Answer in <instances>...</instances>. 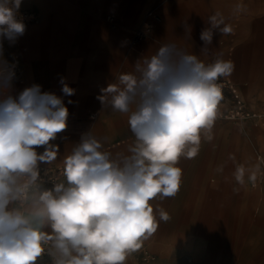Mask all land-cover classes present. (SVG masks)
I'll use <instances>...</instances> for the list:
<instances>
[{
	"label": "clouds",
	"instance_id": "obj_1",
	"mask_svg": "<svg viewBox=\"0 0 264 264\" xmlns=\"http://www.w3.org/2000/svg\"><path fill=\"white\" fill-rule=\"evenodd\" d=\"M21 2L0 0V264H40L45 255L49 264H125L158 228L150 201L179 191L177 163L195 155L186 147L213 125L222 99L217 81L235 65L219 57L206 64L171 42L141 56L118 87L99 97L103 107L129 114L135 142L113 154L90 130L83 133L64 159V181L49 188L40 165L57 157L50 142L67 128L63 97L75 90L61 79L63 96L39 84L14 94L16 65L4 59L3 42L25 33ZM184 27L190 38L191 26ZM230 31L220 13L210 16L200 53L207 54L217 32ZM158 211L160 220L169 219Z\"/></svg>",
	"mask_w": 264,
	"mask_h": 264
},
{
	"label": "crops",
	"instance_id": "obj_2",
	"mask_svg": "<svg viewBox=\"0 0 264 264\" xmlns=\"http://www.w3.org/2000/svg\"><path fill=\"white\" fill-rule=\"evenodd\" d=\"M20 7L37 17L25 25L24 35L14 44L3 42L4 59L16 65L14 94L39 84L42 91L63 96L61 79L75 90L63 97L69 112L67 128L50 142L58 146L57 157L40 167L64 171V159L89 130L103 150L126 152L135 142L129 114L103 107L99 97L108 86L118 87L120 76L132 73L137 59L152 55L164 43H176L206 64L218 57L234 63L233 73L222 77L229 85L221 90L224 114L235 106L253 116L264 112V0H22ZM216 13L231 31L217 32L207 54H202L200 33ZM145 22L151 27L148 35L134 41L135 30ZM185 22L191 26L190 38ZM220 125L214 120L207 130L220 131ZM205 135L206 129L201 130L199 143L185 149L186 153L195 150V158L184 155L177 163L182 169L177 194L150 201L158 228L125 264H221L218 249L206 243L202 232L188 233L190 226L179 217L188 213L189 165L195 166L194 174L203 173L214 164L215 152L222 146L220 132L206 139ZM37 151L42 153L44 148ZM158 209L168 214L167 221L159 219ZM199 229L204 231L203 226ZM146 254L153 260L144 261Z\"/></svg>",
	"mask_w": 264,
	"mask_h": 264
},
{
	"label": "rangeland",
	"instance_id": "obj_3",
	"mask_svg": "<svg viewBox=\"0 0 264 264\" xmlns=\"http://www.w3.org/2000/svg\"><path fill=\"white\" fill-rule=\"evenodd\" d=\"M217 107L225 112L221 102ZM259 115L215 119L220 131L206 129L207 136L220 132L214 164L198 175L194 165L186 170L188 213L179 217L190 226L188 233L202 232L218 249L221 264H264V117Z\"/></svg>",
	"mask_w": 264,
	"mask_h": 264
},
{
	"label": "built area",
	"instance_id": "obj_4",
	"mask_svg": "<svg viewBox=\"0 0 264 264\" xmlns=\"http://www.w3.org/2000/svg\"><path fill=\"white\" fill-rule=\"evenodd\" d=\"M18 16L20 19H22L23 23L25 25L30 24L32 22H34L36 20V14L33 11H28V10H23L21 8H19V12H18ZM151 27L150 24L145 22L143 23L141 26H139L135 32H134V41H139L141 39H143L145 36L148 35L149 31H150ZM217 83L220 85L221 90L228 88V82L226 81V79H223L222 77L217 81ZM241 107L239 106H235L231 109H229L227 112V116L217 107L216 110V117L215 119H219V118H228V117H235L237 119L243 118V117H249L250 114L245 112L243 109H240ZM235 109H237L235 111ZM234 110V112H233ZM41 169V173L44 177V179L46 180V186L47 187H52L53 183L55 182H62L64 181V175H63V169L58 168V167H52V166H43L40 167ZM45 247L47 248L48 246L45 245ZM42 264H49V257L47 255L43 256L41 259ZM151 261L153 260V257L150 254H146L144 257V261Z\"/></svg>",
	"mask_w": 264,
	"mask_h": 264
}]
</instances>
